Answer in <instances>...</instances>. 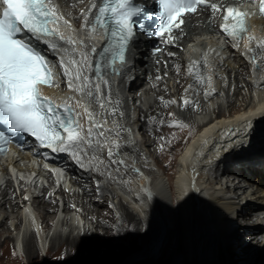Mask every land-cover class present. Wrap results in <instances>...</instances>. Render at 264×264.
<instances>
[{
	"label": "bare ground",
	"instance_id": "obj_1",
	"mask_svg": "<svg viewBox=\"0 0 264 264\" xmlns=\"http://www.w3.org/2000/svg\"><path fill=\"white\" fill-rule=\"evenodd\" d=\"M56 2L58 6L55 11L63 20L58 33L69 31L74 43L69 44V39L62 41L56 37L48 41L46 38L45 45L43 41H35L52 61L55 72V85L46 92L55 99L70 100L71 97L76 107L92 105L98 125L101 119L98 116L106 114L113 129V138L118 139L117 149H121L118 152L121 156L122 153L127 154L124 159L121 157V162L135 164L136 168L144 169L148 174L151 173L150 167L141 160L147 156L137 146L136 137L131 136L132 127L137 126L144 138H149L143 141V144L149 145L148 156L154 159L164 175L171 178L176 206L175 228L169 218L167 187L163 179L154 178L152 186L148 188L149 193L143 194V198L137 202L130 201L131 206L120 199L116 203L109 201V195H116V189L110 187L114 178L106 172V164L99 165L101 173H94L91 166L88 170L76 167L73 158L78 155L87 166L93 160L94 155H88L95 148H88L85 144L63 159L64 166L72 176L73 187L82 189V195L72 189L67 194L61 192L62 198L67 200L62 209L63 217L57 215L58 202L54 195L51 197L48 193L49 187L43 189V199L35 198L30 204L22 199V193L17 197L13 195L11 180L4 190L0 187V235L7 234L0 239V264H22L16 249L23 250L22 255L29 264H40L41 252L53 261L52 264H112L114 254L132 251L128 246L124 247L123 240L129 241L132 249L137 245L141 247L140 250L143 246L150 248L149 256L152 258L158 247L152 246L150 237L143 246L138 238L139 224L143 222L140 214L146 215L147 212L151 217H156L160 224L164 223L160 228L162 249L174 232L169 247L160 257V264H172L174 260L177 264H225V260L232 256V248L238 243V240L235 243L230 241L238 224L237 235L241 232L247 243L240 249L238 264H256L264 245V238L261 237L264 234V221L258 223L253 220L256 213L264 215V151L250 152L264 144V22L251 27L238 43L240 47L237 50L232 51L231 44L226 43L230 54L223 49L219 55H215L217 42L208 41L211 37L199 34L193 45L199 47L200 51H192L189 47L190 53H185L177 46H170L160 58L152 59L148 51L151 42L144 36H137L131 41L126 62L120 65L118 74L111 75L101 62L98 77L93 69L95 55L91 57L92 49H99L98 41L95 33L89 31L95 9L87 21V27H83L86 24L85 15H88L89 8L96 0ZM195 30L196 27L190 28L189 32ZM249 36L254 39L249 41ZM49 43L56 44L57 49H50ZM205 43L214 52L207 53V60L204 59L205 50L200 46ZM84 53H87L86 61L83 60ZM61 57L69 76H65V68L61 67ZM230 59L236 62L238 74L229 63ZM253 60L262 68L260 74L252 69ZM69 61H75V66ZM90 64L92 67H89ZM249 69H252L251 75ZM77 71L81 73V81L84 76L90 78L92 97L69 89V81L75 80ZM206 71L216 78L214 83L203 84ZM247 76L252 79L248 80ZM98 78H101L100 93L96 92ZM146 84L149 88L143 89ZM76 86L73 84V88ZM140 91L144 99L154 93V99L148 102L146 109L136 100ZM175 95L177 103L172 101ZM139 99H142L140 95ZM185 101L189 102L187 106ZM210 101L214 102L211 108L213 116L203 119L200 124L197 116L209 112L210 106L206 103ZM132 107L138 111L136 115L131 111ZM93 131L97 134L102 129L96 127ZM191 135L190 145L175 161V152ZM154 144L159 145L157 154L152 147ZM98 148L96 151H101L100 146ZM2 160L0 158V179L9 175L7 163ZM175 162L179 169L174 174ZM13 166L23 173L36 172L29 156L18 158ZM37 172L43 176L46 170ZM20 176L21 173L12 176L15 184L19 182V189L23 186ZM43 177L48 181L49 175ZM100 179H107L108 182H93ZM222 180H226L225 190ZM236 180L239 181L236 183ZM139 185L148 190L145 179L140 180ZM121 187L129 190L126 185ZM24 189L28 188L21 191ZM241 197H244L245 205L238 201ZM70 198L74 199L76 209L68 202L72 201ZM109 203L112 204L111 208ZM34 210L37 214L33 213ZM234 217L235 222L232 221ZM89 224L91 228L95 224V227L105 230L107 245H103L90 232ZM113 224L114 229L111 227ZM194 224L202 228L198 233V239L202 240L199 254L193 248ZM143 226L144 234L151 232L150 224L143 222ZM150 261L144 255L135 264H150Z\"/></svg>",
	"mask_w": 264,
	"mask_h": 264
},
{
	"label": "snow or ice",
	"instance_id": "obj_2",
	"mask_svg": "<svg viewBox=\"0 0 264 264\" xmlns=\"http://www.w3.org/2000/svg\"><path fill=\"white\" fill-rule=\"evenodd\" d=\"M51 0H0V144H7L11 140L8 133H24L35 138L41 147H47L56 151L57 145H62L60 151H69L73 147H79L83 140L78 119L74 116L69 106H54L48 98H42L39 86H52V71L48 66L46 57L34 46L31 41H44L46 37L58 35L49 31L48 24H55L62 19L54 7H49ZM159 7L155 12H149L145 19L156 20L155 26H145L138 17L144 10L135 6L134 0H96L85 15L89 20L93 9L97 13L92 19L90 32L103 30L108 43L94 55H98L95 63V72L101 71V60L112 54L123 61V54L127 42L135 34V29L147 32L149 35L165 38L166 42L175 39L172 35L174 29L180 28L185 23V16L196 14L201 7L208 9L215 18L217 13H223L220 32L230 37L237 43L248 32L247 19L249 13L241 11L243 4L254 3V0H230L225 4L222 0H156ZM259 12L264 15V0H260ZM82 15L84 13L82 12ZM66 23V22H65ZM64 40L63 36L59 37ZM249 41L254 37L249 36ZM227 42V40H226ZM67 43H74L71 39ZM264 43V41H262ZM118 47V53L115 47ZM52 50L57 45L49 43ZM83 60H87V53L83 54ZM255 63V60H253ZM75 66V61H69ZM61 67L65 68V76L70 73L65 67L64 58L61 57ZM89 67H92L90 64ZM96 84V92L100 93V83ZM159 79V77H157ZM90 78L83 77L77 71L75 80L69 81V89L77 93L93 96L90 88ZM106 83V82H105ZM73 84L77 86L73 88ZM71 99V97H69ZM110 102V101H109ZM79 103V101L77 102ZM188 105V101L184 102ZM104 107V104H101ZM88 117L92 113L85 108ZM99 127L92 122L88 128L89 139L84 140L91 146L93 128ZM183 127V125L181 126ZM103 135V133H100ZM0 151H3L0 148ZM113 153L109 151V157Z\"/></svg>",
	"mask_w": 264,
	"mask_h": 264
},
{
	"label": "rangeland",
	"instance_id": "obj_3",
	"mask_svg": "<svg viewBox=\"0 0 264 264\" xmlns=\"http://www.w3.org/2000/svg\"><path fill=\"white\" fill-rule=\"evenodd\" d=\"M222 46L221 50L220 48H217L216 49V54L215 55H219L223 49H225V52L227 54H230V51L228 49H226V46L227 44H223L221 43L220 44ZM240 47V45L238 46H235L233 45L232 48V51L234 49L237 50L238 48ZM214 53V52H213ZM212 53V54H213ZM225 55V54H224ZM229 63L232 65V67L234 68V71L236 72V74H238V68H237V64L235 61L233 60H229ZM252 69H256V71L258 72L257 74H260V71H261V67L255 62L252 61ZM256 65V66H255ZM251 69V70H252ZM249 69V74L251 75ZM210 73V71H209ZM208 73V71H206V74L203 76V84H205V82H211L214 83L216 81V78L213 76V75H210ZM247 79L248 80H251L252 78L249 76H247ZM145 88H149V86L146 84L144 86L143 89ZM172 91V89H171ZM139 95L142 97V99L140 100L139 99ZM154 99V93H150L149 96L144 99V96H143V92L140 91L138 93V98L136 99L138 104H142L143 107L146 109L147 108V105H148V102H152ZM172 101L174 103H177L178 100H177V96L175 95L173 98H172ZM214 102H208L206 103V105H209L210 108H209V112L207 114H199L197 117L199 120H197L200 124H201V121H203V119H206L208 117H212L213 114L211 113V108L213 106ZM176 105V104H175ZM135 107H132L131 111L134 112V115H136L138 113V111H135L134 110ZM133 129V132L132 133V137L134 135V137H136L135 139L138 141L137 143V146L141 148L142 150V153H144V155H146V159H141L142 161H146L145 163L148 164V166L150 167V170H151V173L148 174L146 173V171L144 169H141L139 170L138 168L135 167V164H131V165H126V164H123L121 161L125 158V156H127V154L125 153H122V156L120 155V153L118 151H120L121 149H116V150H111V152L113 153V155L111 156V158L109 157V151H91L92 154L88 155L90 157H93V160L89 161V165L87 166V164H84L83 162H81L82 160L80 161H76L75 164H76V167L78 166V168L80 169H84V170H88L89 169V166H91L94 170V173H101V171L98 169L99 165H102L103 163L106 164V172H109V175L111 178H114L112 181H111V184H110V187L113 188V189H116V195H109V201L112 200L114 203H116L119 199L120 200H124L125 203L128 205V206H131V202H133L134 200L137 202V200H141L143 198V196L147 193H149V189L152 184H153V181H154V178H160V179H163V181L166 183V187H167V195H168V207H169V211H170V215H169V218H171V224L175 225L176 223V206H175V198H174V195L172 193V188H171V178L167 175H164L163 174V171L162 169L155 163L154 159L151 157V156H148V149H149V145L146 144H143V141H146L149 139L148 137L144 138V134L141 133V131H139L137 129V126H133L132 127ZM195 134V133H194ZM193 135H191L188 140L182 145V147L180 148L179 151H176L175 152V161H177L178 159V155L183 151V149H185L188 145V143L190 142L191 140V137ZM141 144V145H139ZM154 151H155V154H157V150L159 149V145L158 144H154V146H152ZM263 152L264 151V144H262L257 150L255 151H251L250 154L253 152ZM96 152V153H94ZM85 153V152H84ZM87 156V155H86ZM121 157L123 159H121ZM117 162V163H116ZM86 163V162H85ZM81 164V165H79ZM173 169H174V174L175 172H177V170L179 169V165L177 164V162H175V164L173 165ZM207 177V175H206ZM6 181H5V185H10L9 183V180L7 178H5ZM142 179H145V181L148 183L147 185V189L146 192H142L140 190V180ZM233 180V179H231ZM239 180H236L235 182L237 183ZM44 182H48L47 179L45 178ZM95 184L99 183V182H102V183H107V179H100V180H95L93 181ZM233 181H231L232 183ZM13 185V188H14V193L13 195L17 197V195L19 194L18 190H19V187L18 185H15V183L13 182L12 183ZM16 184H19V182H16ZM222 187L223 189L225 190V184H226V180H222ZM121 185H126L128 186L129 190L126 191L124 190ZM139 185V186H138ZM65 186L67 187L68 190H76V191H79L80 194L82 195V189L78 186H75L73 187L72 185V182L71 180L69 181V183H66ZM7 187V186H6ZM138 187V188H137ZM218 188H220V185L218 186ZM21 190V188H20ZM66 192V191H64ZM43 194H45L44 190L42 191ZM250 193V192H249ZM67 194V192H66ZM144 194V195H143ZM48 195V194H47ZM51 196V195H50ZM54 196L57 198V194H54ZM62 196V195H61ZM52 197V196H51ZM44 196L40 199H43ZM133 198V200H132ZM244 197H241L238 199V201L245 205V201L243 200ZM17 199V198H16ZM72 201L70 202V200H68V202L72 205L73 209H76V203L74 201V199L70 198ZM19 201V199H18ZM131 201V202H130ZM21 206H22V203H19ZM152 204H150L151 206ZM108 206L111 208L112 204L109 203ZM149 207V206H148ZM147 207V209H148ZM32 210H33V207H31ZM119 212V211H118ZM34 214H37V212L34 210L33 211ZM75 214V211L73 210V215ZM57 215L59 217H63V212H58ZM143 222H147L148 224H150L151 226V232L144 234V226H143V222L139 224V229H140V234H139V240L140 242L142 243V246L143 244H145L149 237L151 238L150 242L152 243V246H155V247H158L157 250H156V255L155 256H152V258H150L149 256V253H150V248H145V246L142 247V249L140 250V246H135L133 249H136V250H133L130 246V242L129 241H125L123 240V245L124 247L128 246L127 248H129L130 250L132 251H125L123 253H121L120 255H116L114 254V257H113V262L112 264H135L137 263L138 261H140L144 255H146L147 259H151L150 261V264H160L159 260H160V257L163 256V254L165 253V251L167 250V248L169 247L171 241H172V238H173V234L174 232H172L169 240L167 241V243L165 244V246L163 247L162 249V245L161 243L163 242V237L160 236V228H162V226H164V223H159L158 220H156V217H151V215H149V213L147 212L146 215L145 214H140ZM259 216V217H258ZM264 215H262L261 213L257 214L256 213V216L254 217V221L255 222H258L260 223L261 221L263 222V218ZM235 217L232 219V221L235 222ZM146 220V221H145ZM240 221H238L239 223ZM236 225H237V222H236ZM239 225V224H238ZM238 225L234 227V234H233V237L231 238V242L235 243V241L238 240V243H236L234 245V247L232 248V256L230 257V259H226L225 260V264H238L240 263V249L241 247H244L247 243H245V240H244V236L243 234H241V232H238V235H237V229H238ZM91 225L89 224V228H90V232H93L94 233V236L96 235L97 239L100 240V242L103 244V245H107V241L105 240L104 238V229L103 228H100V227H95V224L93 225V227L91 228L90 227ZM113 229L115 228V224H113L111 226ZM175 228V227H174ZM193 228V227H192ZM96 229V230H95ZM202 230V228H197L196 224H194V231H193V235H194V243H193V248L196 250L197 254H199L201 252V248H202V240L201 239H198V233ZM7 234H3V235H0V239H4V236H6ZM127 242V243H126ZM151 246V247H152ZM264 245L262 246L261 248V251H260V258L259 260L256 262V264L259 263V261L261 259H263L264 257ZM162 249V250H161ZM253 249V248H252ZM22 249H16V253L22 258V264H29L28 263V260L23 257L22 255ZM212 251V250H210ZM41 256H40V259L39 261L40 264H52V260L49 258L47 259L46 258V255L44 252H41ZM259 257V256H258ZM178 262L177 261H173L172 264H177ZM213 264H218L217 262L213 263Z\"/></svg>",
	"mask_w": 264,
	"mask_h": 264
},
{
	"label": "water",
	"instance_id": "obj_4",
	"mask_svg": "<svg viewBox=\"0 0 264 264\" xmlns=\"http://www.w3.org/2000/svg\"><path fill=\"white\" fill-rule=\"evenodd\" d=\"M258 264H264V260H263V262L260 260Z\"/></svg>",
	"mask_w": 264,
	"mask_h": 264
}]
</instances>
